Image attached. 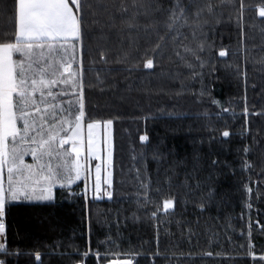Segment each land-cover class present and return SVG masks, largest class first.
<instances>
[{
	"label": "trees",
	"instance_id": "trees-1",
	"mask_svg": "<svg viewBox=\"0 0 264 264\" xmlns=\"http://www.w3.org/2000/svg\"><path fill=\"white\" fill-rule=\"evenodd\" d=\"M256 3L244 0L243 38L236 23L239 0L218 8L220 23L205 27L214 51L213 65L202 70L207 89L202 102H194L189 92L175 94L182 83L197 92L202 85L178 66L174 51L182 49L172 42L153 69L141 62L131 75L108 76L120 81L119 92L86 91L89 113L113 119V198L88 195L86 201L57 188L53 201L10 203L4 217L7 249L19 255L0 254V259L6 264H105L106 253L107 260L133 253L136 264H264L248 255L249 245L257 257L264 255V22L249 7ZM11 7L12 0L0 3V40L12 38ZM96 34L93 30L85 38L86 48L96 47ZM110 40L116 37L110 34ZM155 40L153 35L151 43ZM139 45V55L150 46L143 30ZM112 46L110 59H115L117 45ZM220 49L225 57H219ZM93 58L98 59L95 52L85 57V67ZM86 79L94 83L95 73ZM224 130L229 137L221 135ZM143 134L149 136L144 145ZM153 151L162 154L160 161L152 158ZM245 159L251 168L243 167ZM137 168L140 180L150 184L149 203L137 195L146 191L136 179ZM82 189V183L73 186L74 192ZM169 195L176 198L175 207L166 214L162 205Z\"/></svg>",
	"mask_w": 264,
	"mask_h": 264
},
{
	"label": "snow or ice",
	"instance_id": "snow-or-ice-1",
	"mask_svg": "<svg viewBox=\"0 0 264 264\" xmlns=\"http://www.w3.org/2000/svg\"><path fill=\"white\" fill-rule=\"evenodd\" d=\"M234 3L235 0H12V38L0 40V254L19 255L9 252L6 243L4 217L6 206L12 202L53 201L57 188L72 195L73 186L81 183L86 201L89 193L96 200L113 198V119L101 120L89 113L86 91L95 87L101 92H119L120 81L114 76L108 80V76L120 71L131 75L141 62L144 68L153 69L157 66L154 61L164 58L167 42H172L176 49H182L174 51L178 66L188 69V75L202 85L197 92L182 83L175 94L189 92L194 102H202L207 94L202 70L213 65L214 51L205 27L213 20L219 24L222 13L217 9ZM239 4L236 23L243 38L244 0ZM249 7L264 22V0ZM93 30L97 33L96 47L86 48L85 38ZM141 30L150 46L139 55ZM110 34L116 41L110 40ZM153 35L156 40L151 43ZM189 38L191 42L184 44ZM113 44L117 45L116 56L110 59ZM93 52L98 59L93 58L85 67V57ZM218 55L225 57L227 52L220 49ZM113 63L124 68L109 67ZM97 64L103 67L97 68ZM89 72L95 73L94 83L86 79ZM211 103L219 104L215 99ZM204 115L207 117V113ZM221 135L227 138L230 132L224 130ZM139 140L147 144L149 136L140 135ZM249 150L244 148L245 156ZM27 156L31 163H26ZM152 158L160 161L162 154L153 151ZM243 167L252 165L245 159ZM136 171V179L140 180L139 169ZM140 184L146 191H138L137 195L149 203L150 184L142 180ZM246 190L251 192L250 188ZM175 200L171 195L163 199L164 213L175 207ZM200 208L203 210L202 204ZM252 247L249 245L248 255L254 261H264V255L257 257ZM82 255L86 258L89 251ZM94 255L101 259L98 250ZM104 257L105 264H136L133 253L111 260H107V253ZM35 260H41L38 252ZM0 264L6 261L0 259Z\"/></svg>",
	"mask_w": 264,
	"mask_h": 264
},
{
	"label": "rangeland",
	"instance_id": "rangeland-1",
	"mask_svg": "<svg viewBox=\"0 0 264 264\" xmlns=\"http://www.w3.org/2000/svg\"><path fill=\"white\" fill-rule=\"evenodd\" d=\"M112 137H113V132H112ZM113 143H114V140H113ZM25 161H26V163H31L32 162L31 157L30 156L25 157ZM93 163H95V162H93ZM89 196L92 197L91 193H89ZM26 202H31V201H26ZM34 202H42V201H34Z\"/></svg>",
	"mask_w": 264,
	"mask_h": 264
},
{
	"label": "built area",
	"instance_id": "built-area-1",
	"mask_svg": "<svg viewBox=\"0 0 264 264\" xmlns=\"http://www.w3.org/2000/svg\"><path fill=\"white\" fill-rule=\"evenodd\" d=\"M82 192H83V191H79V192L77 193V195L81 197V196H82ZM74 195H76V194H74ZM6 243H7V242H6Z\"/></svg>",
	"mask_w": 264,
	"mask_h": 264
}]
</instances>
